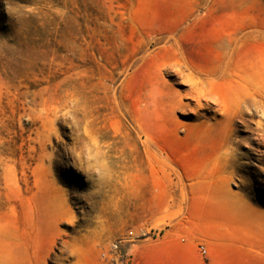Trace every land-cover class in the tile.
<instances>
[{
    "label": "rangeland",
    "instance_id": "obj_1",
    "mask_svg": "<svg viewBox=\"0 0 264 264\" xmlns=\"http://www.w3.org/2000/svg\"><path fill=\"white\" fill-rule=\"evenodd\" d=\"M263 111L264 0H0V255L264 264ZM151 187L213 236L133 224Z\"/></svg>",
    "mask_w": 264,
    "mask_h": 264
},
{
    "label": "crops",
    "instance_id": "obj_2",
    "mask_svg": "<svg viewBox=\"0 0 264 264\" xmlns=\"http://www.w3.org/2000/svg\"><path fill=\"white\" fill-rule=\"evenodd\" d=\"M144 203L135 210L133 224L152 226L162 222V237L173 245L185 243L189 247L201 238L213 236L210 224L201 223L192 213L191 206L180 204V193L173 187L156 190L151 187L142 198ZM209 227V228H208ZM50 246V245H49ZM22 255H0V264H45L50 248L39 250L38 234H31L21 243Z\"/></svg>",
    "mask_w": 264,
    "mask_h": 264
},
{
    "label": "built area",
    "instance_id": "obj_3",
    "mask_svg": "<svg viewBox=\"0 0 264 264\" xmlns=\"http://www.w3.org/2000/svg\"><path fill=\"white\" fill-rule=\"evenodd\" d=\"M122 240H124V239H122ZM119 243L120 242H118V244ZM118 244L112 245V248L114 250L118 249ZM198 252H199V254L201 256H205L206 255V249H205V247L203 245L198 246ZM128 261H129V259H128L127 254H118L116 256V262H117V264H127Z\"/></svg>",
    "mask_w": 264,
    "mask_h": 264
},
{
    "label": "bare ground",
    "instance_id": "obj_4",
    "mask_svg": "<svg viewBox=\"0 0 264 264\" xmlns=\"http://www.w3.org/2000/svg\"><path fill=\"white\" fill-rule=\"evenodd\" d=\"M251 71V70H250ZM254 84V83H253ZM250 95V94H249ZM209 97V96H208ZM252 97V96H251ZM212 98V97H211ZM204 99V98H203ZM209 100V99H208ZM210 101V100H209ZM236 102V101H235ZM245 103V102H244ZM237 107V106H236ZM243 108V107H240ZM247 111V110H246ZM264 112V111H263ZM244 115V114H243ZM233 117V116H232ZM232 120V119H231Z\"/></svg>",
    "mask_w": 264,
    "mask_h": 264
}]
</instances>
